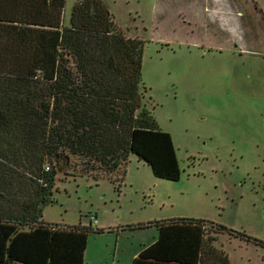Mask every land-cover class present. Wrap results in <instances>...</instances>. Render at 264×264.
I'll use <instances>...</instances> for the list:
<instances>
[{
	"label": "rangeland",
	"instance_id": "obj_1",
	"mask_svg": "<svg viewBox=\"0 0 264 264\" xmlns=\"http://www.w3.org/2000/svg\"><path fill=\"white\" fill-rule=\"evenodd\" d=\"M101 1L118 29L145 43L140 111L170 135L179 180L156 178L130 154L126 170L92 173L122 177L120 186L96 183L75 178L84 161L73 158L42 221L88 227L95 215L112 231L87 236L84 264H104L115 246L124 258L157 236L121 228L172 219L207 220L264 243V0ZM74 3L66 0L65 25ZM215 237L230 264H264V247L228 232Z\"/></svg>",
	"mask_w": 264,
	"mask_h": 264
},
{
	"label": "trees",
	"instance_id": "obj_2",
	"mask_svg": "<svg viewBox=\"0 0 264 264\" xmlns=\"http://www.w3.org/2000/svg\"><path fill=\"white\" fill-rule=\"evenodd\" d=\"M74 1L65 25L66 0H0V264H83L87 236L103 232L96 216L88 227L42 221L73 158L84 161L75 178L96 183L120 186L92 173L126 170L130 154L179 180L170 135L140 111L144 41L118 29L101 0ZM128 228L157 231L131 264H230L213 246L219 232L264 247L207 220Z\"/></svg>",
	"mask_w": 264,
	"mask_h": 264
},
{
	"label": "crops",
	"instance_id": "obj_3",
	"mask_svg": "<svg viewBox=\"0 0 264 264\" xmlns=\"http://www.w3.org/2000/svg\"><path fill=\"white\" fill-rule=\"evenodd\" d=\"M211 13H214V15L219 16V13H216V7L213 8V10L211 11ZM214 18L215 17L212 15V19H214ZM96 226L98 228L102 229L101 227L98 226L97 222H96ZM144 229H147V228H144ZM106 230H107V228H106ZM106 230L104 231V229H103V232L102 233L106 232L104 234H108V233H111L112 232L111 230H107V231ZM156 239H157V236H156L154 242L156 241ZM154 242H152L151 244H153ZM143 247H147V246L146 245L145 246H142L141 245L139 248L138 247L132 248L131 250L128 251L127 255H125L124 258H122V253L120 254L118 252L116 246H115V250H113V253L111 255L107 256V258L104 257V259H106V261L104 262V264H120V263L121 264H131L132 263V260L138 255V253L142 250ZM120 251L123 252V249H121Z\"/></svg>",
	"mask_w": 264,
	"mask_h": 264
},
{
	"label": "built area",
	"instance_id": "obj_4",
	"mask_svg": "<svg viewBox=\"0 0 264 264\" xmlns=\"http://www.w3.org/2000/svg\"><path fill=\"white\" fill-rule=\"evenodd\" d=\"M45 170L47 171L48 170V167H46ZM90 219H91V221H94V219L92 217Z\"/></svg>",
	"mask_w": 264,
	"mask_h": 264
}]
</instances>
